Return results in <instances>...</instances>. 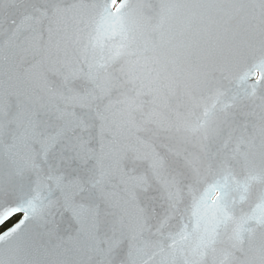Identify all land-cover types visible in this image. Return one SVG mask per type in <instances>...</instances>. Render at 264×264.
Instances as JSON below:
<instances>
[{"label":"snow or ice","instance_id":"snow-or-ice-1","mask_svg":"<svg viewBox=\"0 0 264 264\" xmlns=\"http://www.w3.org/2000/svg\"><path fill=\"white\" fill-rule=\"evenodd\" d=\"M253 2L264 9V0ZM215 3L53 0L50 12L28 15L20 26L27 33L22 51L34 58L21 82L31 88L17 92L24 99L9 121L7 80L12 76L4 78L3 65L6 49L15 42L0 44V136L6 123L21 130L8 148H17L25 167L39 168L34 153L19 152L18 145L29 142L39 145L43 159L67 146L80 161H94L87 181L79 176L65 181L63 174L48 179L82 225L96 227L99 215L82 194L95 189L104 198L117 214V228L129 234L128 264H148L141 259L144 248L136 244L148 227L137 190L147 191L150 177L161 184L170 207L187 201L182 213L187 222L168 233V250L159 248L160 264H208L209 253L211 264H264V145L238 152L239 159L234 154L235 168L227 157L188 152L190 134L205 129V123H193L179 111L180 101H194V93L206 86L208 64L220 47L219 35L204 16ZM261 45L264 55V36ZM49 75L57 78L55 84ZM253 75L264 79V61L254 65ZM129 159L146 170L130 174L125 168ZM177 161H183L186 177L174 167ZM114 177L126 197L106 187ZM5 219L0 217V223ZM246 243L255 252L252 259L241 260L227 250L243 253ZM221 244L226 247L217 258Z\"/></svg>","mask_w":264,"mask_h":264},{"label":"water","instance_id":"water-1","mask_svg":"<svg viewBox=\"0 0 264 264\" xmlns=\"http://www.w3.org/2000/svg\"><path fill=\"white\" fill-rule=\"evenodd\" d=\"M52 3L53 0H0V44L8 40L15 42L6 49L7 60L3 65L4 78L12 76L7 80L6 121L12 120L18 111V100L24 99L17 92L31 88L21 82L24 70L34 58L22 51L20 42L27 33L20 31V26L28 15L39 16L45 9L50 12ZM204 16L219 35L221 44L208 64L206 86L194 93V101H180L179 111L193 123L203 121L207 131L206 139L205 129L190 134L188 152L215 160L227 157L235 168L236 161L231 159L234 154L239 159L238 152L258 151L264 145V79L258 81L253 75L254 65L264 61L261 55L264 9L253 0H217L204 10ZM245 73L248 76L242 79ZM49 79L54 84L57 82L54 75H49ZM41 119L54 123L47 115ZM20 131L14 122L6 123L0 136V217H6L0 228L19 215L0 232V264H128L129 234L117 228V214L104 198L95 189L82 194L99 213L96 227L82 225L66 208L63 193L48 179L50 175L63 174L65 181L76 176L87 181L94 171V161H80L67 146H58L43 159L39 145L29 142L18 145L19 152L34 153L39 168L25 167L16 154L17 148H8L16 143ZM92 134L94 137V129ZM174 167L185 177L188 175L183 161H177ZM125 168L130 174L146 170L145 165L131 159L125 161ZM106 187L126 197L117 177ZM137 201L145 210L148 225L136 241L138 247L144 248L141 259L148 260V264H160L159 248L168 250V233L178 231L182 222H187L186 216L182 220L187 201L176 208L170 207L161 184L151 177L147 191L137 190ZM10 209L15 214H8ZM225 247L218 245L217 258ZM227 250L241 260L255 257L247 243L243 253ZM212 258L213 254L209 253L208 264Z\"/></svg>","mask_w":264,"mask_h":264},{"label":"flooded vegetation","instance_id":"flooded-vegetation-1","mask_svg":"<svg viewBox=\"0 0 264 264\" xmlns=\"http://www.w3.org/2000/svg\"><path fill=\"white\" fill-rule=\"evenodd\" d=\"M14 217H16V216H14ZM13 217V218H14ZM11 220H12V218L10 219V220H8L1 228H0V231H2L3 229H5L6 227H8V226H10L12 223H11Z\"/></svg>","mask_w":264,"mask_h":264},{"label":"trees","instance_id":"trees-1","mask_svg":"<svg viewBox=\"0 0 264 264\" xmlns=\"http://www.w3.org/2000/svg\"><path fill=\"white\" fill-rule=\"evenodd\" d=\"M16 219H17L16 217L12 218L11 223L14 222Z\"/></svg>","mask_w":264,"mask_h":264}]
</instances>
